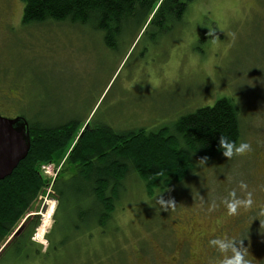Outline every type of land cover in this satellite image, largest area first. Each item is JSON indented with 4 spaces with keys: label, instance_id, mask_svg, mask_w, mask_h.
<instances>
[{
    "label": "rangeland",
    "instance_id": "obj_1",
    "mask_svg": "<svg viewBox=\"0 0 264 264\" xmlns=\"http://www.w3.org/2000/svg\"><path fill=\"white\" fill-rule=\"evenodd\" d=\"M23 11L21 0H0L3 116L51 117L53 122L74 118L80 121L79 134L89 124L99 123L151 133L228 98L240 112L239 143L251 145V151L232 158L222 155L206 160L195 155L189 177L165 195L150 198L141 180L130 176L115 228L69 242L68 249L59 252L63 258L51 264H176L171 256H180L178 248L186 238L195 256L199 231L210 233L217 222L230 217L224 203L230 192H234L233 199L247 193L254 199L262 196L264 0H193L184 17L186 26L178 25L170 33L172 44L167 47L171 54L160 74L158 62L143 61L142 65L140 47L132 46L138 33L126 34L120 49L109 54L100 36L91 34L95 32L92 28L68 21L25 25ZM209 27L219 39L214 46L208 42ZM71 150L40 167L47 185L28 215L40 217L32 240L35 249H40V259L19 264L48 263L42 255L49 246L47 236L56 222L58 206L51 186L60 173H73L71 166L64 165ZM240 182L247 187L241 189ZM161 198L174 201V207L164 210ZM253 235L251 247H245L255 258L264 250V237L259 232ZM15 249L16 244L4 251L0 264H13Z\"/></svg>",
    "mask_w": 264,
    "mask_h": 264
},
{
    "label": "trees",
    "instance_id": "obj_2",
    "mask_svg": "<svg viewBox=\"0 0 264 264\" xmlns=\"http://www.w3.org/2000/svg\"><path fill=\"white\" fill-rule=\"evenodd\" d=\"M21 1L25 25L68 21L93 31H106L111 43L124 23L137 18L151 2L158 0ZM164 1L161 25L165 18H179L185 3L189 5L193 0ZM19 116L28 121L31 149L13 174L0 181V257L16 244L13 264L40 259V249H35L32 241L40 217L28 215L47 185L41 165L56 162L64 151L72 148L64 165L71 166L73 173H60L51 186L50 194L58 206L56 222L47 236L49 246L42 255L47 264L63 258L59 252L68 249L69 242L84 235L91 238L95 233L106 234L115 228L130 176L141 180L150 198L165 195L189 177L195 155L213 160L223 155L219 146L221 136L239 143L242 135L239 108L228 98L151 133L99 123L89 124L79 134L80 121L74 118L53 122L51 117L43 120ZM20 223L23 224L16 232Z\"/></svg>",
    "mask_w": 264,
    "mask_h": 264
},
{
    "label": "flooded vegetation",
    "instance_id": "obj_3",
    "mask_svg": "<svg viewBox=\"0 0 264 264\" xmlns=\"http://www.w3.org/2000/svg\"><path fill=\"white\" fill-rule=\"evenodd\" d=\"M152 3V2H151ZM147 7L148 10L142 12L137 18L130 20L129 23H124L125 26L121 27L120 32L114 37L111 43L108 41L106 31H95L91 32L92 35H99L103 44V48L109 52V54L116 53L121 45L123 44L124 37L129 32L133 34H137L132 46L136 48L140 47V60L143 65L144 63H152L158 62L156 66V71H159L158 74L162 72V69L167 64L168 58L171 53H169V48L167 46L171 45L170 33L173 32L177 28H183L186 26V20L184 17L186 16V11L188 9V3H185V9L183 10L181 16L177 18L175 21L171 19L168 20L165 18V21L162 25L159 23L160 21V13L162 11V7L164 6L165 1L161 0L157 4L154 2ZM128 21V20H124ZM146 21V22H144ZM160 25H159V24ZM168 41V44L166 43ZM170 47V46H169ZM155 55V56H152ZM165 57V59L163 58ZM140 69L144 72L146 68L140 66ZM141 85V83H140ZM161 87V84L155 86V90ZM264 187V181L261 182ZM228 199V198H227ZM226 200V199H225ZM257 203H264V193L261 197L254 199ZM264 210L256 208H242L239 214L227 217L223 221H219L216 223L214 229L210 231V233H206L204 231H199L197 236V240L199 241L198 251L196 255L191 252L192 244L189 238H186L184 243L180 245V249L178 248L179 255L171 256V261L176 264H218V260L221 256L215 249V245H211L209 243L210 240L216 238H225L231 239L235 237L236 239H243V246H250L251 242L254 239V233H260L261 237H264V221H262V226L260 228V223L258 219H254L255 213L257 211ZM206 213H202L203 221L205 222ZM217 218H221L218 216ZM202 225H199L201 227ZM261 231V232H260ZM250 249V248H249ZM252 251V250H250ZM249 252V250H248ZM253 252V251H252ZM260 255H256V257H252L249 253L248 258L252 261V264H264V250L261 249ZM185 258V259H184ZM188 260H191V263H188Z\"/></svg>",
    "mask_w": 264,
    "mask_h": 264
},
{
    "label": "clouds",
    "instance_id": "obj_4",
    "mask_svg": "<svg viewBox=\"0 0 264 264\" xmlns=\"http://www.w3.org/2000/svg\"><path fill=\"white\" fill-rule=\"evenodd\" d=\"M215 29L209 27L208 40L213 46L219 40L216 35H214ZM234 38V34H233ZM219 146L223 151V155L227 158H232L234 155H241L248 151H251V145L247 142L236 143L235 141L229 140L225 136H221L219 141ZM206 159V158H205ZM203 160L200 161L203 164ZM239 187L244 189L247 185L243 182H240ZM234 196V192L229 193V198L226 199L225 207L227 209V214L229 216H234L239 214L240 210L244 207L253 208L254 206L259 209H264V203H257L252 193H247L242 199H233L230 198ZM160 205L164 210H167L168 207H174V201H163L161 198ZM258 219L260 223V228L262 226V221H264V210L257 211L253 218ZM261 232V231H260ZM264 234V232H261ZM211 245L216 246V251L221 254L218 264H252V261L248 258L249 252L246 247L243 246V239H236L235 237L231 239L225 238H216L209 241Z\"/></svg>",
    "mask_w": 264,
    "mask_h": 264
},
{
    "label": "water",
    "instance_id": "obj_5",
    "mask_svg": "<svg viewBox=\"0 0 264 264\" xmlns=\"http://www.w3.org/2000/svg\"><path fill=\"white\" fill-rule=\"evenodd\" d=\"M30 149L31 136L26 118H9L0 113V181L13 174Z\"/></svg>",
    "mask_w": 264,
    "mask_h": 264
},
{
    "label": "bare ground",
    "instance_id": "obj_6",
    "mask_svg": "<svg viewBox=\"0 0 264 264\" xmlns=\"http://www.w3.org/2000/svg\"><path fill=\"white\" fill-rule=\"evenodd\" d=\"M52 210H53V209L50 208V210L48 211V214H51ZM48 216H49V215H48ZM43 230H44V228H43ZM43 230H41V231H42V234H43Z\"/></svg>",
    "mask_w": 264,
    "mask_h": 264
}]
</instances>
